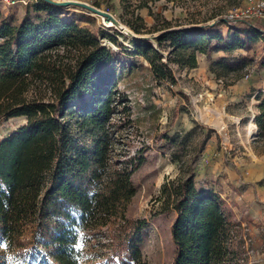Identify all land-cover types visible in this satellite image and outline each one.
<instances>
[{
  "label": "trees",
  "instance_id": "16d2710c",
  "mask_svg": "<svg viewBox=\"0 0 264 264\" xmlns=\"http://www.w3.org/2000/svg\"><path fill=\"white\" fill-rule=\"evenodd\" d=\"M127 3L122 0L124 10ZM144 7L148 2L138 8ZM66 8L39 0L21 21L0 15V121L23 118L26 122L0 143V244L4 248L0 261L84 264L86 243L113 224L111 241L117 263L109 264H146L141 234L147 222L126 216L137 193L132 176L145 157L137 154L116 162L104 140L116 111L121 59L125 54L143 57L157 80L175 85L174 67L196 69L201 54L209 60L210 71L221 77L220 70H234L245 61L222 58L216 62L212 54L238 48L249 51L264 28L250 21L228 20L218 10L186 26H172L163 18L159 27L148 31L138 13L139 25H127L137 35L158 33V49L140 37L131 39L134 52H129L102 28L91 31L79 25L94 23L93 17ZM220 24L248 40L228 41L215 32ZM117 34L124 41L130 39ZM101 39H108L118 50L102 45ZM37 83L48 88L49 99L28 97ZM257 100L253 121L259 138L264 139V91ZM74 114L96 137L91 151L75 143L67 121ZM177 116L175 111L173 120ZM166 138L162 133L156 142L161 144ZM184 166L180 164L178 177L166 180L157 198L163 211L171 208L176 213L171 226L175 264H244L245 239L235 204L221 192L198 189L195 170ZM67 206L72 207L70 217ZM69 220L70 229L66 227Z\"/></svg>",
  "mask_w": 264,
  "mask_h": 264
},
{
  "label": "rangeland",
  "instance_id": "374dc122",
  "mask_svg": "<svg viewBox=\"0 0 264 264\" xmlns=\"http://www.w3.org/2000/svg\"><path fill=\"white\" fill-rule=\"evenodd\" d=\"M52 1L76 4L66 10L95 20L94 23H79L80 26L91 31L102 28L117 37L129 52H134L133 42L131 39L124 41L117 34L121 32L119 26L114 24L107 28L101 17L79 4L109 13L134 34L127 22L139 25L135 18L138 13L150 31L159 27L163 18L172 26H186L202 22L218 10L227 15L247 3V0H129L128 9L124 10L122 0ZM141 2H148V7L138 8ZM31 7L0 5V15L21 21L29 9L32 13ZM255 24L262 27L261 22ZM215 32L222 33L228 41L237 37L241 41L248 40L236 35V30H230L225 24H220ZM135 35L148 38L158 47L155 41L158 33ZM101 43L114 52L118 50L108 39H101ZM161 51L167 55L164 49ZM222 58L245 62L234 70H220L222 76L218 77L210 71L207 57L200 54L196 69L174 67L175 85L157 80L143 57L125 54L121 59L116 111L104 140L116 162L137 154L145 157L144 164L132 176L137 193L127 206L126 216L147 222L141 234L142 261L146 264H175L171 226L176 213L171 208L163 211L157 198L166 180L179 176L180 164L185 165L184 169L193 167L198 189H213L224 197L225 193L229 195L228 201L235 204L234 212L242 222L244 264H264V139L259 138L258 129L256 134H251L249 128L258 114L257 95L264 91V33L252 42L249 51L238 48L212 54L213 61L219 62ZM28 97L49 99L50 91L37 83ZM175 111L178 116L173 120ZM67 121L77 146L91 151L96 138L91 129L81 126L78 114L68 116ZM25 123L23 118L0 121V143ZM162 133H166L167 138L159 144L156 138ZM207 137H210L208 141ZM114 229L111 224L86 243L84 264H109L113 260L117 263L111 241ZM3 251L0 244V258Z\"/></svg>",
  "mask_w": 264,
  "mask_h": 264
},
{
  "label": "built area",
  "instance_id": "2783aa9c",
  "mask_svg": "<svg viewBox=\"0 0 264 264\" xmlns=\"http://www.w3.org/2000/svg\"><path fill=\"white\" fill-rule=\"evenodd\" d=\"M39 0H0V5L7 8L31 7ZM226 18L228 20H244L250 22H261L264 28V0H247L245 6L230 11Z\"/></svg>",
  "mask_w": 264,
  "mask_h": 264
},
{
  "label": "water",
  "instance_id": "95a60500",
  "mask_svg": "<svg viewBox=\"0 0 264 264\" xmlns=\"http://www.w3.org/2000/svg\"><path fill=\"white\" fill-rule=\"evenodd\" d=\"M52 1V0H51ZM54 3H56L57 5L59 6H62V7H70L72 5H76L72 2H55L53 1ZM81 7L85 8L88 12H90L91 14L93 15H96V16H99L103 19H105L107 22H112L113 24H115L117 27L119 26L120 28V33L124 34V35H127L130 37V39H137V38H140L138 36H136L135 34H132V33H129V32H123L124 30H122V25L120 24V22L118 20H116L112 15H110L109 13L107 12H104L98 8H95L93 6H90V5H87V4H79ZM92 15V16H93ZM141 38H146V37H141ZM148 39V38H146Z\"/></svg>",
  "mask_w": 264,
  "mask_h": 264
},
{
  "label": "bare ground",
  "instance_id": "6f19581e",
  "mask_svg": "<svg viewBox=\"0 0 264 264\" xmlns=\"http://www.w3.org/2000/svg\"><path fill=\"white\" fill-rule=\"evenodd\" d=\"M103 20V23L104 25L107 27V28H111V27H114L115 25L112 23V22H107L105 19L101 18ZM120 29V28H119ZM122 30H124L123 32H128L130 31L126 26L122 25ZM204 114H202L203 116ZM250 133L251 134H256V131H257V126L256 124L252 121L251 124H250Z\"/></svg>",
  "mask_w": 264,
  "mask_h": 264
},
{
  "label": "snow or ice",
  "instance_id": "6c2138e0",
  "mask_svg": "<svg viewBox=\"0 0 264 264\" xmlns=\"http://www.w3.org/2000/svg\"><path fill=\"white\" fill-rule=\"evenodd\" d=\"M65 211L68 212L69 217H70V216H71V213H72V207H71V206H67L66 209H65ZM66 227H67L68 229L71 228V220H69V222H68V224H67ZM2 241H3V238L0 237V242H2Z\"/></svg>",
  "mask_w": 264,
  "mask_h": 264
},
{
  "label": "crops",
  "instance_id": "0c3cea01",
  "mask_svg": "<svg viewBox=\"0 0 264 264\" xmlns=\"http://www.w3.org/2000/svg\"><path fill=\"white\" fill-rule=\"evenodd\" d=\"M225 196H226V198H227V196L229 197V195L227 193H225ZM229 200H231V199L229 198Z\"/></svg>",
  "mask_w": 264,
  "mask_h": 264
}]
</instances>
